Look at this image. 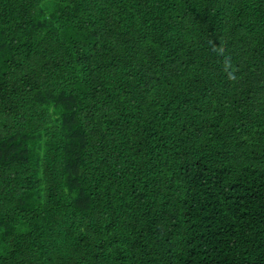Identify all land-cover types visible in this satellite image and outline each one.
Instances as JSON below:
<instances>
[{"label":"trees","instance_id":"1","mask_svg":"<svg viewBox=\"0 0 264 264\" xmlns=\"http://www.w3.org/2000/svg\"><path fill=\"white\" fill-rule=\"evenodd\" d=\"M0 264H264V0H0Z\"/></svg>","mask_w":264,"mask_h":264}]
</instances>
